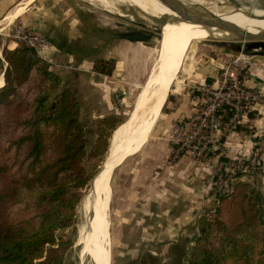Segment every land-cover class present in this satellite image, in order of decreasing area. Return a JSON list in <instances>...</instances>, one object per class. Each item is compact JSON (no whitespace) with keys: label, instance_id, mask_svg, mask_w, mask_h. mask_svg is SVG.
Wrapping results in <instances>:
<instances>
[{"label":"trees","instance_id":"1","mask_svg":"<svg viewBox=\"0 0 264 264\" xmlns=\"http://www.w3.org/2000/svg\"><path fill=\"white\" fill-rule=\"evenodd\" d=\"M3 56L11 96L0 100V264H64L73 241L59 232L73 223L81 188L97 177L117 117L97 119L88 148L78 98L59 89L50 63L24 43ZM263 202L249 182L235 181L213 213L200 216L186 264H264Z\"/></svg>","mask_w":264,"mask_h":264},{"label":"crops","instance_id":"2","mask_svg":"<svg viewBox=\"0 0 264 264\" xmlns=\"http://www.w3.org/2000/svg\"><path fill=\"white\" fill-rule=\"evenodd\" d=\"M13 3H17L16 6L4 12ZM9 12L11 21L31 24L50 38L51 44L42 50L41 56L62 77L60 87H73L81 103L91 102L94 116L113 112L111 93L131 83L123 69L128 67V62L137 59L138 39L119 38L112 48V57H103L112 59L115 64L114 70L107 72L94 68L96 57H102L95 47L90 48L83 41L89 31L100 30V25H91L62 0H31L24 5L22 0H0V16ZM10 24L0 29V51L15 46L7 35ZM259 55L253 79L264 95V53ZM218 62L222 64L218 57H212L205 59L203 65L190 66L188 72L186 69L181 88L169 90L160 119H156L135 150L141 148L137 159L145 162V169L137 170L138 174L133 172L141 179L133 180L128 190L124 230L119 238L120 252L130 254L125 264H186L190 247L200 232L199 218L209 214L215 206L209 191L210 172L217 156L210 155L207 160L198 162L187 155L175 157L171 128L173 122L192 113L195 106L190 100L191 86L208 82L207 76H210L209 81H214L218 76ZM260 134H264V105L256 103L233 130L222 136V142L229 156H244ZM119 161L111 162L112 171ZM262 164L261 173L242 174L235 181H247L264 194V153Z\"/></svg>","mask_w":264,"mask_h":264},{"label":"rangeland","instance_id":"3","mask_svg":"<svg viewBox=\"0 0 264 264\" xmlns=\"http://www.w3.org/2000/svg\"><path fill=\"white\" fill-rule=\"evenodd\" d=\"M62 1L68 4L70 8H74V11L81 17H84V19H86L91 25H94L96 23L100 25V30L89 31L83 40L88 47H95V51H97L98 53L93 51V54L97 53L100 55V57H102H96L94 68L96 67L107 72L114 70L115 64L112 62V59H105L103 57H112V48L114 44L119 41V34L134 33L143 38L142 40H146L150 44H153L147 45L143 43V41L139 40L137 59L128 62V67L123 69L125 76H128L126 77L127 80H129L131 83L126 84V87H124L122 90L116 89L111 93V101L114 104V107L113 112L108 114H115L117 117V120L115 122V129L123 127V125L125 124L124 122L128 119L132 112L135 99L146 94L147 90L150 89L154 83V79L156 77L155 65L157 63V54L155 53L154 45L157 44L158 40L156 37V33L158 32V28L160 27L161 23L167 16L151 15L144 12L134 4H130L128 2L115 3L111 11H109L106 10L98 0ZM181 1L188 4H195L204 0ZM255 2L264 8V0H255ZM204 3L207 6L215 4L217 7L221 8H235L240 5H248L250 2L249 0H205ZM16 4L17 3H13L9 5L4 12H8L13 9ZM232 41L234 42L235 40L230 36L219 35H215L214 37L197 38L193 40V44H191V46L189 47L187 56L184 60V65L177 74L176 78L173 80L169 90L173 91L174 88H181L183 80L185 81V79L182 78L184 77L186 69L188 72L190 66L192 67V65L195 64L203 65L205 59L209 60L212 57L216 59L218 57L222 63L220 64L218 62L219 66L217 68L218 72L216 76H219V73L223 69L222 65H224V63L222 61L227 59H229L230 61L237 56L240 58L244 57L245 60L247 59L246 61H248L245 64L246 67L250 68V84L255 85L253 73L258 61L260 62L259 53H256L255 49L253 48L245 52L235 50L230 45ZM92 42H96L95 45H92ZM5 49H7V47L0 51V56L2 59V67L0 69V77H2V81L0 82V100L8 99L11 96V92L9 89L11 72L8 67V62L4 59L3 56V52ZM223 55L226 56L223 57ZM236 68L238 69V66L234 68V71L236 70ZM217 77H215V79L213 78L214 81ZM212 82L213 81L211 80L202 84H211ZM255 87L257 86L255 85ZM63 88L71 89L78 98V116L80 122L86 126V145L89 148L96 137V121L101 116H94V113L91 110L92 107H90L91 102L87 103L85 100L83 101V103L80 102L78 93L73 89V87H59V89ZM158 116L159 117H157V121L160 119V113ZM115 129L111 130V133L108 137L109 144ZM151 134L152 131L150 132L148 137H150ZM108 149L105 153L106 155L100 161L97 171H99L100 167L104 164L106 156L108 154ZM140 149L126 157L120 164H118L114 168V170L112 171V175L110 174L111 177L109 180V188L104 196V202L106 203L107 208L106 213L104 214V221H106L104 223V237H98L93 244V249L99 251V254L101 253V256L103 257H101L102 260H100L101 264L105 262L106 257L108 258L109 264H125L130 259H128L130 254L120 252L119 238L122 234V231L124 230L123 224L125 223L124 217L128 203L127 195L129 187L132 184L133 180L138 181V179H141L140 177H138L137 179L136 173L133 172L145 169V162H143L142 159H137ZM97 171L95 172V174L97 173ZM92 178L84 187L81 188L83 197L81 196L82 199L80 198L79 202L76 205L73 223L69 227L60 230V232L58 231L63 236L70 237L73 241L72 245L66 252L64 264H80L81 255H83L82 264H99L90 253V245H92V239L95 237L94 207L89 206L87 216L85 215V212L81 207V202L87 196L94 181V179L92 180ZM88 202H86L87 207ZM212 213L213 210L209 211L210 215ZM102 240H105V242L103 241L104 246H102L101 249L100 243L102 242Z\"/></svg>","mask_w":264,"mask_h":264},{"label":"bare ground","instance_id":"4","mask_svg":"<svg viewBox=\"0 0 264 264\" xmlns=\"http://www.w3.org/2000/svg\"><path fill=\"white\" fill-rule=\"evenodd\" d=\"M29 1L31 0H22V5ZM98 1L109 11H111L115 3L128 2L151 15L167 16L160 25L161 38L158 39L157 44L154 45L155 53L157 54V63L155 65L156 77L154 83L152 87L147 90L146 94L135 99L131 116H129L123 127L117 128L114 131L111 137L107 159L100 167L97 177L94 178L87 196L81 202V207L86 216L89 211V206L94 207L95 237L92 239V245H90V253L92 257L101 264L100 260H102L103 257L101 253L99 254V251L93 249V244L98 237H104V223L106 222L104 221V214L107 210L104 196L109 188L110 174L113 169V164L111 162H118L119 159L123 158L128 153L134 152L141 144L147 131L156 121L165 103L170 85L184 65V60L187 56L189 47L193 44V40L197 38L214 37L215 35L228 36L230 34L224 29L206 26L194 20L182 19L179 17L178 11L175 9L172 0ZM204 2L205 0L195 3L194 5L211 17H219L235 23L252 33L264 30V8L258 5L255 0H249L250 3L248 5H240L235 8H221L217 7L215 4L207 6ZM9 14L10 12L1 17L0 29L11 22ZM1 81L2 77H0V82ZM117 152L118 154L116 156L115 154ZM86 202H88V207L86 206ZM103 241L105 242V240H102L100 243L101 249L102 246H104ZM82 258L83 255H81L80 258V264H82ZM103 264H109L107 257Z\"/></svg>","mask_w":264,"mask_h":264},{"label":"built area","instance_id":"5","mask_svg":"<svg viewBox=\"0 0 264 264\" xmlns=\"http://www.w3.org/2000/svg\"><path fill=\"white\" fill-rule=\"evenodd\" d=\"M8 30L7 35L15 45L27 44L39 56L51 44L47 35L21 20L12 21ZM246 60L238 56L227 59L215 81L191 86L190 100L195 108L191 114L173 122L171 128L175 157L187 155L198 162L210 155L217 156L210 172L209 195L214 205L218 195L230 190L239 175L259 174L263 170L264 134L256 136L250 152L239 157L229 156L222 142V136L233 130L253 105H264V95L250 84ZM234 65L238 66L235 71Z\"/></svg>","mask_w":264,"mask_h":264},{"label":"water","instance_id":"6","mask_svg":"<svg viewBox=\"0 0 264 264\" xmlns=\"http://www.w3.org/2000/svg\"><path fill=\"white\" fill-rule=\"evenodd\" d=\"M172 1L174 3L175 9L178 11L179 17H181L182 19L194 20L206 26H213L227 30L230 34L228 36L232 37L235 40L230 44L233 49L245 52L253 48L255 49L256 53H264V30H261L257 33H252L235 23L229 22L219 17H211L205 14L204 12L199 10L193 3L188 4L181 0ZM160 31L161 29L159 27L158 32L156 33L157 39L161 38ZM138 40L143 41V43L147 45H153L146 40H142L140 38H138Z\"/></svg>","mask_w":264,"mask_h":264}]
</instances>
